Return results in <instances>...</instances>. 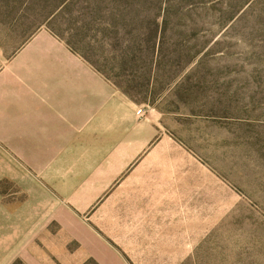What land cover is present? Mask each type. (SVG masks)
<instances>
[{
    "label": "crops",
    "instance_id": "0c3cea01",
    "mask_svg": "<svg viewBox=\"0 0 264 264\" xmlns=\"http://www.w3.org/2000/svg\"><path fill=\"white\" fill-rule=\"evenodd\" d=\"M2 23L0 264H252L221 236L241 197L153 110L27 16Z\"/></svg>",
    "mask_w": 264,
    "mask_h": 264
},
{
    "label": "rangeland",
    "instance_id": "374dc122",
    "mask_svg": "<svg viewBox=\"0 0 264 264\" xmlns=\"http://www.w3.org/2000/svg\"><path fill=\"white\" fill-rule=\"evenodd\" d=\"M0 3V28L21 14L55 34L234 189L221 236L264 264V0Z\"/></svg>",
    "mask_w": 264,
    "mask_h": 264
}]
</instances>
